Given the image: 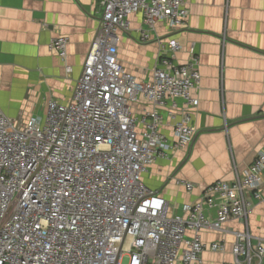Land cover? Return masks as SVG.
I'll list each match as a JSON object with an SVG mask.
<instances>
[{
	"label": "built area",
	"instance_id": "2783aa9c",
	"mask_svg": "<svg viewBox=\"0 0 264 264\" xmlns=\"http://www.w3.org/2000/svg\"><path fill=\"white\" fill-rule=\"evenodd\" d=\"M190 3L102 0L99 31L72 99L50 101L45 115L22 127L0 115V264H121L125 252L130 264H203L207 249L223 252L226 244L206 245L202 234L222 231L264 203V151L235 182H216L178 213L143 181L156 161L193 143L201 73L195 49L190 62L177 63L181 45L170 40L153 78L140 81L119 59L121 34L135 14L143 16L141 42L158 22L183 28ZM68 45L56 37L49 49L65 59ZM141 100L152 108L136 116L132 107ZM234 234L238 263L264 258V241Z\"/></svg>",
	"mask_w": 264,
	"mask_h": 264
},
{
	"label": "crops",
	"instance_id": "0c3cea01",
	"mask_svg": "<svg viewBox=\"0 0 264 264\" xmlns=\"http://www.w3.org/2000/svg\"><path fill=\"white\" fill-rule=\"evenodd\" d=\"M103 11L102 0H0V115L22 127L45 115L50 101L72 99ZM189 11L185 27L158 22L146 42L139 39L142 14L132 15L119 44L121 63L140 81L153 78L170 40L181 45L175 62H190L192 48L199 60L195 139L143 175L174 213L216 182H235L264 151V0H191ZM56 37L69 39L65 59L49 49ZM151 108L141 100L132 111L141 116ZM163 131L173 137L170 128ZM183 182L193 183L195 191L188 192ZM246 231L255 242L264 241V203H255L245 218L230 221L222 231H205L206 245L225 243L226 249H207L203 264H241L232 253L234 232ZM252 264H264V258Z\"/></svg>",
	"mask_w": 264,
	"mask_h": 264
},
{
	"label": "rangeland",
	"instance_id": "374dc122",
	"mask_svg": "<svg viewBox=\"0 0 264 264\" xmlns=\"http://www.w3.org/2000/svg\"><path fill=\"white\" fill-rule=\"evenodd\" d=\"M173 207V206H172ZM121 264H130V256L129 253H124L122 260H121Z\"/></svg>",
	"mask_w": 264,
	"mask_h": 264
}]
</instances>
